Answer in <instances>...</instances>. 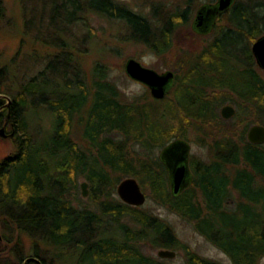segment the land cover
<instances>
[{
  "label": "trees",
  "instance_id": "1",
  "mask_svg": "<svg viewBox=\"0 0 264 264\" xmlns=\"http://www.w3.org/2000/svg\"><path fill=\"white\" fill-rule=\"evenodd\" d=\"M20 1L25 10L26 0ZM34 1L45 18L35 39L53 51L40 55L45 65L21 83L15 61L0 67V118L15 127V151L0 161V243L15 241L18 264H168L145 247L182 248L185 264H223L190 251L142 205L123 202L116 186L133 176L156 204L192 222L231 264H257L264 255V143L248 141L246 132L254 123L264 125L263 69L251 52L264 33V0H236L202 35L199 48L192 40L170 60L167 54L178 46L174 37L186 31V38L192 0L159 15L155 6L142 12L122 0ZM4 14L0 1V20ZM91 16L122 23L125 40L163 58L175 73L163 99L146 88L139 99L125 100L103 61L83 71L80 35L92 34ZM34 17L24 21L20 47ZM225 102L236 109L229 119L217 111ZM42 108L52 116L43 142L29 129L30 111ZM176 138L205 147L206 160L190 153L192 182L174 196L167 169L153 153ZM79 177L88 182L86 200ZM24 239L31 241L32 256L23 257Z\"/></svg>",
  "mask_w": 264,
  "mask_h": 264
},
{
  "label": "rangeland",
  "instance_id": "2",
  "mask_svg": "<svg viewBox=\"0 0 264 264\" xmlns=\"http://www.w3.org/2000/svg\"><path fill=\"white\" fill-rule=\"evenodd\" d=\"M0 1L5 7L4 17H2V19L0 20V67L6 64H11L13 61H15L16 65L18 66V74L16 80L18 81V83H21L23 79H28L38 74L41 68L45 65L46 61H44V59L40 55L53 51L48 47L42 48L43 45H41L39 40L37 41L35 39V35H37L38 32H43L45 29V27H43L45 18L40 15L41 13L39 1L26 0L25 10H23L20 0ZM122 1L132 7L134 10H140L142 12H150L153 6H155V13L157 15L167 12V10L174 11L175 9H177L180 11L187 7L186 0ZM215 1L216 0H192V3L187 10V14L190 15V17L188 18V31L186 38H183L186 31L183 32L180 29V32H183L181 36H177V38L174 37V42L178 44V46L175 45V47L172 48V50L166 56L167 59H172V55L174 56V53H176V48H189V43L192 42V40L196 42L195 46L197 48L200 47V44H202L206 39V36L203 37L202 35L207 34H200L198 32H195L191 28L192 19L196 14V10L201 5L206 3H214ZM32 7L34 9L30 11ZM33 12L35 13V20H32L31 24L27 25L28 32H26L24 45L20 47V42L22 37H24L23 34L25 32L24 21L26 19H29ZM39 15L41 16V19ZM43 15L45 14L43 13ZM90 20L92 24V34L86 32L85 30L84 34L82 33L80 35H84L85 37V40L81 43V50L83 51L82 69L83 71L90 70V68L96 61H103L104 63H106L109 70V78H111V80L118 86L120 91L123 93L125 100L130 101L132 99H139L140 97H142L147 88L144 84L137 82L126 75L124 71V64L127 58H136L143 65L151 67L158 72L167 69L172 70L171 68H167L163 65V58H159L157 55L153 54L143 44L125 40L124 34L127 33V30L122 23L108 21L97 16H91ZM191 32L196 35V37H191ZM77 35H79V32L77 33ZM201 36L203 38H201ZM90 38L92 39V42L89 41ZM207 38H211V35H208ZM33 42L36 44V46L37 44L40 45L39 48H35L38 55L33 54ZM204 68L206 67H198L200 71H203ZM184 72H186V69L184 70ZM229 72L230 77L228 79L232 81L235 78V74L231 71ZM260 73L264 77V69ZM184 75L185 73L181 74L180 78L182 79L180 82L185 84ZM225 104H231L235 107V105L230 102L223 103V105ZM223 105L218 108V113H220V108ZM29 114L30 131L34 134L36 139L42 142L45 141L47 134L51 131L52 128L51 114L43 108L36 112L30 111ZM9 131L10 130L7 129L5 134L9 133ZM14 151L15 145L13 137H10L8 134H6V136H0V161L4 157L13 154ZM158 153H160V149H155L153 154L157 155ZM190 153L196 154L203 160H206V148L198 146L193 141L190 142ZM82 181H86V179L84 177H79V194H81L80 183ZM142 189L146 193L147 199L145 203L140 207V209L150 211L153 215L160 217L162 220L168 223L172 227L175 235L178 237L180 242L187 245L190 251L196 252L200 257L206 259L215 260L223 264H231L230 258L218 247L213 245L204 236H202L199 232H197L192 222L184 219L177 213L170 211L166 207L156 204L150 198V191L147 186H142ZM88 195L85 197L81 194L80 196L83 200H86ZM2 230L3 228H0V232H2ZM14 243L15 241H10L9 243H7L6 241H2V243H0V264H18L20 262L18 261L17 256H15L13 253V246L15 245ZM23 244V257L32 256L31 241H29L28 239H24ZM144 249L151 256L157 257L156 253L159 248L152 249L150 247H145ZM174 251L176 252V254L173 258H164L168 262V264H185V251L182 248ZM257 264H264V255L258 260Z\"/></svg>",
  "mask_w": 264,
  "mask_h": 264
},
{
  "label": "water",
  "instance_id": "3",
  "mask_svg": "<svg viewBox=\"0 0 264 264\" xmlns=\"http://www.w3.org/2000/svg\"><path fill=\"white\" fill-rule=\"evenodd\" d=\"M234 2L235 0H216L214 3L201 5L192 19L191 28L200 34H209L214 27L216 18L226 12ZM251 52L257 66L264 69V33L253 41ZM124 71L129 78L144 84L149 89L150 95L155 99H163L174 84V71L167 69L158 72L143 65L133 57L126 59ZM235 111L233 105L225 104L220 108V115L225 119H229ZM0 136H6L4 127L0 128ZM246 137L252 143L263 144L264 125L259 123L250 125ZM159 158L167 169L172 195H179L191 184L193 178L189 164L190 142L184 138L171 140L160 150ZM80 188L82 196L86 197L88 195V182L82 181ZM116 193L123 202L133 206H141L147 199L140 183L133 176L120 180L116 186ZM156 254L160 258H173L176 252L169 248H159Z\"/></svg>",
  "mask_w": 264,
  "mask_h": 264
},
{
  "label": "flooded vegetation",
  "instance_id": "4",
  "mask_svg": "<svg viewBox=\"0 0 264 264\" xmlns=\"http://www.w3.org/2000/svg\"><path fill=\"white\" fill-rule=\"evenodd\" d=\"M0 127H4L5 128V132H6L7 129H9L10 130L9 133H6V134H8L10 137L14 136V134H15L14 123L9 121V118H8V120L5 119V118H0Z\"/></svg>",
  "mask_w": 264,
  "mask_h": 264
}]
</instances>
